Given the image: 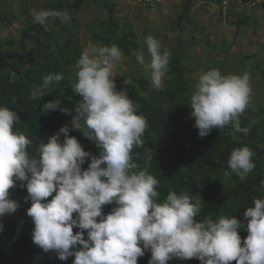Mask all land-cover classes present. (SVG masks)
<instances>
[{
    "label": "clouds",
    "instance_id": "9594fccd",
    "mask_svg": "<svg viewBox=\"0 0 264 264\" xmlns=\"http://www.w3.org/2000/svg\"><path fill=\"white\" fill-rule=\"evenodd\" d=\"M32 15L45 28L49 18L61 23L71 20L67 9L33 11ZM145 44L150 63L145 64L143 54L136 59L151 72V84L159 89L171 52L152 36L145 38ZM122 56L116 44L81 54L71 89L82 99L71 110L75 114L70 123L46 142L42 140L35 154L29 151L33 141L14 127L20 117L0 107V220L21 206L10 195L19 183L28 193L24 202L31 205L26 214L34 224L33 243L44 253L54 252L62 262L74 258L72 264H138L150 252L148 264H168L174 258L196 259L201 264H264V198L254 199V206L244 212L248 235L242 246L239 230L245 225L236 216H204L198 221L200 198L169 190L161 201L157 178L147 166L134 162L133 149L143 145L147 121L137 114L127 91L117 90L113 69ZM63 79L62 73L46 74L42 85L33 86L31 98L43 97L53 81ZM252 95L249 73L204 71L190 96V115L199 136L230 123L236 132L247 135L250 127L242 128L239 116L251 106ZM56 110L70 114L60 99L49 100L41 109L46 114ZM73 131L93 142L99 155L86 151L70 135ZM253 156L247 146L236 148L228 167L245 180L256 167ZM109 205L115 206L105 215ZM3 227L0 223V232Z\"/></svg>",
    "mask_w": 264,
    "mask_h": 264
},
{
    "label": "trees",
    "instance_id": "16d2710c",
    "mask_svg": "<svg viewBox=\"0 0 264 264\" xmlns=\"http://www.w3.org/2000/svg\"><path fill=\"white\" fill-rule=\"evenodd\" d=\"M219 6L222 13L233 15L238 4H249L256 0H203ZM92 3L100 5L105 14L104 20L92 21L87 25L89 39L100 46H119L129 62L135 68L127 76L116 80L118 91H127L129 98L137 107V114L146 118L147 128L142 137L143 145L133 149V159L141 167L147 166L150 174L159 181L158 192L163 201L169 190L178 194L188 192L202 200L201 212L197 220L204 216L218 219L220 216H236L245 225L239 230L243 239L248 235L247 221L244 219L246 208L252 207L253 200L264 198V101L251 104L239 116L241 127H250L245 135L236 132L230 123L223 129H213L206 137H200L191 117L190 96L193 84L198 80L192 77L195 69L184 62L190 59L187 45H179L171 52L170 64L164 85L157 89L151 84V74L145 71L136 55L143 54L138 34L129 19L121 18L119 5L114 0H50L41 10H68L71 20L61 23L58 18H49L47 28L34 21L32 15L34 3L29 0L24 8L15 13L12 8L0 7V25L9 28L20 24L17 35L8 40L0 39V107H7L20 117L15 129L23 131L33 141L29 151L35 154L39 143L55 134L62 126L69 124L74 116L76 104L82 99L73 93L71 87L76 82V61L83 53L81 33L84 31L80 20ZM228 3V6L225 4ZM194 0H182L177 19L172 22L180 33L192 25L190 10ZM264 7V3H261ZM255 12L249 16L254 19ZM231 24L230 21H228ZM247 25V20L241 23ZM180 39H182V36ZM213 50L216 49L212 46ZM229 58L222 46L219 53L212 56L208 70L219 69L222 74H229ZM260 64L257 69L260 70ZM256 68V67H255ZM236 72V71H234ZM49 73L63 74L60 82L53 81L43 97L33 100V86L43 84V77ZM264 71L260 82L263 84ZM130 79L126 86L124 81ZM60 99L62 106L70 110L63 114L59 110L42 112V106L49 100ZM84 146L86 151L99 155L96 145L87 140L78 131L70 133ZM63 140V137H61ZM249 147L253 153L256 167L245 180H241L228 167L231 152L239 147ZM151 156V161L147 157ZM90 163V161H88ZM88 163L83 167L87 169ZM11 198L20 202V207L13 215H6L0 220L3 231L0 232V264H72L74 258L67 262L58 259L54 252L44 253L33 243L34 224L27 216L30 202L25 203L28 195L19 183L11 190ZM51 199V198H49ZM115 205L105 206L108 214ZM78 229H74V232ZM150 252L138 259V264H148ZM168 264H201L199 260L182 261L172 259ZM235 264V262H233Z\"/></svg>",
    "mask_w": 264,
    "mask_h": 264
},
{
    "label": "rangeland",
    "instance_id": "374dc122",
    "mask_svg": "<svg viewBox=\"0 0 264 264\" xmlns=\"http://www.w3.org/2000/svg\"><path fill=\"white\" fill-rule=\"evenodd\" d=\"M29 0H0V7L12 8L15 13H19ZM34 3V10L50 0H31ZM118 3L121 18L129 19L134 25L138 34L139 42L144 47L145 38L152 36L157 39L162 49L173 52L179 45H187V54L190 59H186L188 65L195 69L192 77L195 80L208 70V63L212 56L221 51L224 47L228 61L229 73L243 74L247 72L251 77L253 95L250 104L256 105L264 101V78L263 84L260 82L261 72L264 71V7L260 5L264 0H256L249 4H238L234 7L233 15L228 16L226 10L221 12L219 6L206 3L203 0H194V5L190 10L192 25H187V30L180 33L179 29L172 30V22L177 19L181 8L182 0H114ZM228 6V3L225 4ZM254 19L249 16L253 14ZM84 31L80 35L83 52L100 46L89 39L87 25L92 21L104 20L106 14L103 8L96 4L92 5L80 15ZM247 20V25L238 23ZM231 24H229V22ZM20 24L9 28L0 25V39L8 40L17 35ZM182 39H180V36ZM212 46L216 49L213 50ZM145 64L150 63L147 46L143 48ZM260 64V70L257 69ZM256 67V68H255ZM135 65L123 54L120 62L113 69L114 82L127 76ZM145 69V67H144ZM149 74L150 71L146 70ZM236 71V72H234ZM163 78L162 86L164 85ZM196 84H193L195 88ZM161 86V87H162Z\"/></svg>",
    "mask_w": 264,
    "mask_h": 264
}]
</instances>
